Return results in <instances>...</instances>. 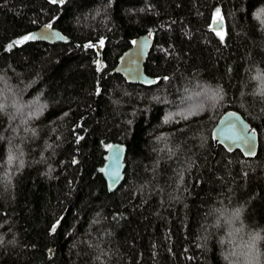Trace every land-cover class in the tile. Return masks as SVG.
Listing matches in <instances>:
<instances>
[{
  "label": "trees",
  "instance_id": "obj_1",
  "mask_svg": "<svg viewBox=\"0 0 264 264\" xmlns=\"http://www.w3.org/2000/svg\"><path fill=\"white\" fill-rule=\"evenodd\" d=\"M217 9L223 40L208 31ZM260 12L264 0H0V264H264ZM45 25L69 42L14 43ZM144 35L151 88L114 71ZM190 88L211 95L178 107ZM228 111L257 132L256 156L216 147ZM114 143L126 169L109 194Z\"/></svg>",
  "mask_w": 264,
  "mask_h": 264
},
{
  "label": "water",
  "instance_id": "obj_2",
  "mask_svg": "<svg viewBox=\"0 0 264 264\" xmlns=\"http://www.w3.org/2000/svg\"><path fill=\"white\" fill-rule=\"evenodd\" d=\"M225 30V20L221 15H219V19L214 17L208 26V31L215 34L220 32L224 35ZM31 36L35 37L32 40L38 43L55 44L69 42V39L63 36L57 29L47 25L35 30ZM134 42L131 48L121 55L114 71L128 84L151 88L156 85V79L145 73V63L153 46V38L149 35H144L135 39ZM102 68L103 63L99 60V73H101ZM212 136L216 147L221 146L227 152L232 153L238 150L246 158H252L258 153L259 136L238 112L228 111L223 114L215 125ZM242 137H251V139H248L247 143H245ZM249 151L252 152L251 155L248 154ZM126 156L127 147L122 143H114L106 151L104 164L99 168V172L105 179L109 194L114 193L124 180ZM114 172H118V179H114Z\"/></svg>",
  "mask_w": 264,
  "mask_h": 264
},
{
  "label": "rangeland",
  "instance_id": "obj_3",
  "mask_svg": "<svg viewBox=\"0 0 264 264\" xmlns=\"http://www.w3.org/2000/svg\"><path fill=\"white\" fill-rule=\"evenodd\" d=\"M259 15H260L259 19L263 20L261 22L264 24V13L260 12ZM257 86H258L257 91H261V90L264 91V80H263V78L260 79V80H257ZM190 90L191 91H188V92L192 94L190 96L192 98L190 99V97H184V99H182L183 101H180L178 103L176 102L178 104V107L185 106L186 109L191 110L193 107H197L198 106V102H194L193 94H197L196 96H198V99L200 97L209 99V97L211 95L210 92L207 91V90H197L196 88H190ZM257 91L255 90V95L259 94V92H257Z\"/></svg>",
  "mask_w": 264,
  "mask_h": 264
},
{
  "label": "snow or ice",
  "instance_id": "obj_4",
  "mask_svg": "<svg viewBox=\"0 0 264 264\" xmlns=\"http://www.w3.org/2000/svg\"><path fill=\"white\" fill-rule=\"evenodd\" d=\"M52 2L55 3L56 0H52ZM63 2H64V0H60V3H63ZM216 19H219V9H217V16H216ZM214 22H215V20H214ZM49 27H51V26L49 25ZM217 35L220 36V39H221V40H223L224 37H223L222 33L218 32ZM34 38H35V37H33V36H31V35H26V36H24L21 40H17V41H15L14 43L17 44V45H19V44H23V43L26 42V41H29V40H31V39H34ZM101 43H102V42H101ZM134 43H135V42H134ZM9 47L11 48L12 45H9ZM98 91H99V90H98ZM65 115H67V114H65ZM233 126H235V125H233ZM244 131H246V130H244ZM242 139H244L245 143H247V140H248V139H251V137H242ZM248 154L251 155L252 152L249 151ZM117 159H118V157H117ZM118 178H119V174H118V172H114V179H118ZM55 227H56V226L54 225L52 231H55Z\"/></svg>",
  "mask_w": 264,
  "mask_h": 264
}]
</instances>
